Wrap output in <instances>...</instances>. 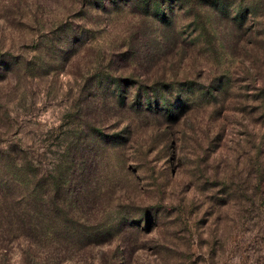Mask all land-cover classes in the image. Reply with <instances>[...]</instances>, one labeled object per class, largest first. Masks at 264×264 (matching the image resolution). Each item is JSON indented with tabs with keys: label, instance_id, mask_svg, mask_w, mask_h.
I'll return each instance as SVG.
<instances>
[{
	"label": "rangeland",
	"instance_id": "rangeland-1",
	"mask_svg": "<svg viewBox=\"0 0 264 264\" xmlns=\"http://www.w3.org/2000/svg\"><path fill=\"white\" fill-rule=\"evenodd\" d=\"M220 2L0 0V264H264V0Z\"/></svg>",
	"mask_w": 264,
	"mask_h": 264
},
{
	"label": "trees",
	"instance_id": "trees-1",
	"mask_svg": "<svg viewBox=\"0 0 264 264\" xmlns=\"http://www.w3.org/2000/svg\"><path fill=\"white\" fill-rule=\"evenodd\" d=\"M204 1H206V3H210L211 5H214L217 9H219L221 12H225V8H223V7H225V5L223 4V2H220V0H204ZM243 17H245L246 18V16H247V13L246 12H241L240 13ZM236 18V17H235ZM244 18V19H245ZM244 24V23H243ZM81 166H84V162H81Z\"/></svg>",
	"mask_w": 264,
	"mask_h": 264
}]
</instances>
